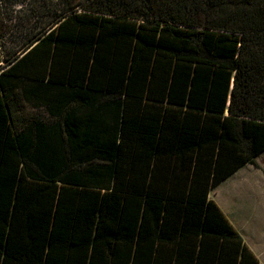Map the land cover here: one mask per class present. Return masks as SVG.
<instances>
[{
	"label": "trees",
	"instance_id": "16d2710c",
	"mask_svg": "<svg viewBox=\"0 0 264 264\" xmlns=\"http://www.w3.org/2000/svg\"><path fill=\"white\" fill-rule=\"evenodd\" d=\"M51 1L0 21V264H261L210 194L264 153V0Z\"/></svg>",
	"mask_w": 264,
	"mask_h": 264
},
{
	"label": "rangeland",
	"instance_id": "374dc122",
	"mask_svg": "<svg viewBox=\"0 0 264 264\" xmlns=\"http://www.w3.org/2000/svg\"><path fill=\"white\" fill-rule=\"evenodd\" d=\"M71 1L79 3L84 0ZM32 3L40 4V7L35 10L39 18L34 16L35 19H31V22H28L29 12L24 5L14 8L8 16H0L4 30L9 31L10 40H18L34 24L43 25L54 11L60 12L62 9L61 2L58 5L51 0H29V5H33ZM14 45L11 44L12 49ZM210 199L219 206L247 245L263 254L261 260L264 264V153L256 159L255 165L240 169L214 189Z\"/></svg>",
	"mask_w": 264,
	"mask_h": 264
},
{
	"label": "crops",
	"instance_id": "0c3cea01",
	"mask_svg": "<svg viewBox=\"0 0 264 264\" xmlns=\"http://www.w3.org/2000/svg\"><path fill=\"white\" fill-rule=\"evenodd\" d=\"M246 167V166H245ZM228 180V179H227ZM245 241V240H244ZM245 243H246V241H245ZM247 244V243H246ZM248 246V245H247ZM249 247V246H248ZM250 248V247H249ZM251 249V251L254 253V255L258 258V260L260 261V263L262 264V260H261V258L263 257L262 255H261V253H257L253 248H250Z\"/></svg>",
	"mask_w": 264,
	"mask_h": 264
}]
</instances>
